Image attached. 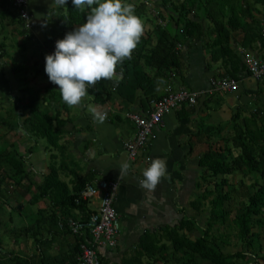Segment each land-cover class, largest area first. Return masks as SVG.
Returning <instances> with one entry per match:
<instances>
[{"label":"crops","instance_id":"1","mask_svg":"<svg viewBox=\"0 0 264 264\" xmlns=\"http://www.w3.org/2000/svg\"><path fill=\"white\" fill-rule=\"evenodd\" d=\"M51 3L52 0H28L31 26L26 28L12 4L8 0H0V147L5 142L14 147L24 159L28 176L17 188L11 184L3 186L10 191L6 193L8 197L3 199L5 204L11 206L13 201L12 205H16L15 202L21 199L20 202L28 210L22 214L23 219L20 218L25 222L19 225L26 227L24 234L20 232L15 239L7 228L1 232L0 255L8 256L7 252H16L28 264H39L41 257L49 259L51 264H74L77 261L78 252L74 245L78 244L80 236L70 232V221L65 222L67 218L58 215L48 195L38 201L32 199L38 193L41 181L50 172V166L55 165L59 167V178L68 185L69 193L81 182L95 184L106 180L116 183L114 206L120 221L117 243L112 248L100 246L98 252L107 264H122L124 260L138 264V260L131 261L130 257L139 250V241L145 233L158 236L163 228L177 225L183 215L192 214L187 206L195 194V182L200 175L199 155L210 138L214 141L220 136L211 127L220 125V134L226 137L225 134H231V116L235 110H264V77L256 79L250 76L243 62L245 55L264 58V43L258 39L252 44L243 45L244 33L233 30L229 47L239 57L235 73L237 88L210 92L211 78L229 75H226L227 71L220 60L214 61L207 54L204 44L212 39V27L204 19L201 21L206 32L204 39H186L177 45L184 62L181 73L173 71L166 81L155 77L152 95H147L143 89H136L133 93L127 92L133 94H130L131 99L113 93L102 102L93 98L84 99L80 107L69 108L62 102L59 89L49 81L44 71V57L55 48V42H48V39L62 37L59 31L53 29L49 19V14L56 7ZM251 5L255 19L264 30V0L251 2ZM150 29L149 24L144 32ZM152 39L155 41L154 37ZM17 64L21 67L14 71ZM144 69L152 78L154 69L147 66ZM145 83L143 81L144 87H147L148 83ZM168 85L174 89L185 88L197 92L196 103L191 106L181 104L165 113L145 147L135 158H129L124 143L134 137L135 124L124 112L144 114L151 106V100L161 96ZM33 92L38 97L34 102L37 109L54 115V125L59 133L57 146H40L38 138L30 133L28 124L23 121L28 115V108L24 110L25 116L18 115ZM90 107L107 113L104 123L94 122L88 110ZM155 158L167 162V178L152 191L142 188L139 180L142 179V170L148 166L150 159ZM125 161L131 164V169L119 176V167ZM239 177L236 175L234 181H238ZM244 181L250 184L253 178L249 176ZM21 191H25V195ZM85 201L91 212L97 206L98 197ZM38 204L43 208L42 214L36 212L41 208ZM182 208L187 209L185 214ZM52 209L56 215L52 214ZM71 215L74 219L83 218L82 212L76 208L72 209ZM29 218L41 219L42 225L32 227V224H27ZM11 221H14L13 217L9 218ZM203 225L204 216H196V228L186 232V235L195 238L202 232ZM36 229L37 232L34 231ZM253 230L260 232L257 226ZM33 232L40 241L32 238ZM256 255L247 252L243 261L264 264L261 257L264 255L263 249L257 250ZM143 262L176 264L174 259L147 261L145 257H142Z\"/></svg>","mask_w":264,"mask_h":264},{"label":"trees","instance_id":"2","mask_svg":"<svg viewBox=\"0 0 264 264\" xmlns=\"http://www.w3.org/2000/svg\"><path fill=\"white\" fill-rule=\"evenodd\" d=\"M259 1L261 0H161L165 8L169 5L172 8L167 9L164 15L158 11V17L165 22L164 26L155 21L153 29L147 31L149 32L147 35V32H143L131 59H126L117 68L120 76L118 83L102 79L95 86L88 88V94L99 102L106 100L113 93L131 99L130 94L136 89H143L147 95H152L155 77L160 81H166L173 71L181 73L184 62L177 45L186 39H204L206 32L201 22L204 19L208 20L212 27L210 31L212 39L204 44L207 54L214 61L220 60L227 71L226 75L235 78L239 57L229 47V39L232 31L238 29L244 33L243 45L252 44L258 39L264 43L261 25L252 13L251 5V2ZM148 12L144 0L135 5V14L142 19L144 29L146 19L149 17L152 20ZM86 15L87 11L79 12L72 7L71 0H68L64 8L52 9L49 19L53 29L59 31L62 34L60 38H63L66 32L82 24ZM153 37L155 41H152ZM56 40L57 38H49L48 42ZM144 66L154 69L152 78L147 75L149 73L145 71ZM18 67L21 65L14 66V71H17ZM143 81L145 84L148 83L147 87H144ZM128 91L132 93L127 94ZM37 99L36 93H31L26 106L19 110L18 115L25 116L24 110L28 108V115L23 121L28 124L30 133L36 138L45 139L48 146H57L59 133L54 125V115L48 111L38 110L34 105ZM231 121V134L226 137L221 136L220 125L211 127L216 129L215 134L220 136L214 141L210 138L206 142V148L199 155L200 175L195 182V194L187 206L192 214L183 215L177 225L163 228L158 236L145 233L139 241V250L130 257L131 261L138 260V264H146L142 263V257H145L147 261L174 259L177 264H248L243 262L247 252L257 256L256 251L261 245L259 232L253 229L262 226L260 215L264 210V110L259 112L256 108L244 114L242 110L237 109L232 114ZM59 174V167L50 166V172L43 178L38 193L32 199L38 201L39 198L48 195V200L58 210V215L67 218L65 222L74 219L71 215L74 208L82 212V219H86L90 213L87 202L85 200H79L77 204L75 202L85 183H79L73 188L72 193H69L68 185L59 178ZM236 175L240 176L238 181H234ZM249 176L253 181L246 184L244 178ZM27 177L24 159L16 153L12 145L3 143L0 147V226L7 223V220L2 219L6 213L3 199L8 197L6 193H10L8 187L4 189L3 186L11 184L17 188ZM25 193L21 191L22 195ZM232 201L237 202V206L230 221L236 230L237 238L241 240V248L228 252L222 250L217 243L222 240V234L215 235L214 231L228 224L233 209L230 204ZM24 207L23 202H17L15 206L9 205L11 212H8V217H13L14 211L20 220L19 223L25 224L20 219H23L21 212H25ZM186 210L182 208L184 214ZM36 212L42 214L43 208H38ZM52 214L56 215V211L54 210ZM196 216H205L204 227L198 236L191 239L186 232L196 228ZM42 222L41 219L29 218L27 224L30 223L33 227L42 225ZM10 231L15 238L20 232L24 234L26 227L15 226L11 227ZM34 231L37 232V229ZM35 232L32 233L34 240L38 237ZM78 236L79 242L90 240L87 231L85 235ZM225 236L227 235L223 234V238ZM79 242L74 245L77 252ZM222 244L227 243L222 241ZM7 254L8 256L0 255V264L29 263L16 252L10 251ZM261 257L264 259V255ZM236 259H242V262L237 263ZM51 263L49 259L42 257L39 260V264ZM122 264L131 263L124 260Z\"/></svg>","mask_w":264,"mask_h":264},{"label":"clouds","instance_id":"3","mask_svg":"<svg viewBox=\"0 0 264 264\" xmlns=\"http://www.w3.org/2000/svg\"><path fill=\"white\" fill-rule=\"evenodd\" d=\"M68 0H52L51 5L64 8ZM79 12L87 11L85 21L63 38L55 41L54 51L44 57V71L59 89L60 97L69 108L80 107L84 99L91 100L88 88L102 79L119 82L117 68L131 59L139 44L144 27L135 14V5L127 0H71ZM95 123L102 124L107 113L90 107ZM131 164L122 162L119 176L127 174ZM167 178V162L150 159L142 170L139 184L154 191Z\"/></svg>","mask_w":264,"mask_h":264},{"label":"built area","instance_id":"4","mask_svg":"<svg viewBox=\"0 0 264 264\" xmlns=\"http://www.w3.org/2000/svg\"><path fill=\"white\" fill-rule=\"evenodd\" d=\"M15 8L23 26L29 28L28 0H8ZM149 5L147 0H144ZM152 12V13H151ZM156 17V21L164 26L165 22L158 17V11H150ZM264 37V30L261 32ZM244 65L250 76L259 79L264 77V58L245 55ZM238 80L230 76L213 77L210 79V92L232 91L237 88ZM198 93L185 88L174 89L168 85L165 92L151 100V106L144 114L134 111H126L124 115L135 124V135L124 143L129 158H135L140 150L147 144L152 131L158 125L165 113L175 109L181 104L193 105L196 103ZM117 185L115 182L101 180L95 184L86 183L75 198L90 200L98 197V203L86 219L78 218L69 222V230L72 234H90V240L79 242L77 261L74 264H107L98 252L100 246L115 247L120 231V221L114 206Z\"/></svg>","mask_w":264,"mask_h":264},{"label":"rangeland","instance_id":"5","mask_svg":"<svg viewBox=\"0 0 264 264\" xmlns=\"http://www.w3.org/2000/svg\"><path fill=\"white\" fill-rule=\"evenodd\" d=\"M143 2V0H127V2L128 3H132V4H134V5H136V4H139L140 2ZM148 2H149V5H146V7H147V9H148V11L150 12V11H152L153 10V8H154V10H156V11H161L162 12V14L164 15V12H166L167 11V9H170V10H172V8H171V5H169L168 7H164L163 5H162V2H161V0H147ZM177 1V0H176ZM148 12V13H149ZM147 13V15H149L150 14V16H151V18H152V20L148 17V19H146V21H145V26L146 27H148L149 26V24H150V26H151V29L150 30H152L153 29V27H154V25H155V19H156V17L155 16H153L151 13H149L148 14ZM146 22H148V23H146ZM46 94H47V92H46ZM37 103V102H36ZM40 108H43V107H40ZM43 111V110H42ZM250 111V110H249ZM249 111H246V112H244V114L246 113H248ZM228 134V133H227ZM227 134H225L226 136H228ZM38 140H39V142H40V146H42V145H47V143H46V141L43 139V138H38ZM2 144V143H1ZM261 182V181H260ZM17 198H19V195L17 196ZM20 200L21 199H18V201L17 202H20ZM11 201H12V199H11ZM17 202H15V203H17ZM12 204H13V201H12ZM11 204V206H15V204L14 205H12ZM231 205H232V207H233V209H232V212H231V214H230V217H229V222H228V224L226 225V226H222V227H220V228H218L217 230H215L214 232H215V235H217V234H219V233H221L222 235H221V238H222V240H220V241H217V243H218V245H219V247L220 248H222V250H226V251H228V252H230V251H232V250H237V249H239L240 248V244H241V240L240 239H238L237 238V235H236V230H235V228L233 227V225L231 224V221H230V219H232V217H233V215H234V213L236 212V206H237V202H231L230 203ZM38 205H40V204H38ZM4 207L5 208H9V205L8 204H5L4 203ZM39 207H41V205L39 206ZM42 208V207H41ZM10 209V208H9ZM24 209H25V211L27 212V206H25L24 207ZM5 210V212L7 213H5V215H3V217H2V219L3 220H7V223H5V226H3V225H1L0 226V234H1V232H5L6 230V228H7V230H10L11 229V227H17V226H19V225H21V222L19 223V221L20 220H18L17 219V215L16 214H14L15 212L13 211L12 212V216H13V219H14V221H11V222H9L8 221V212L10 211H7L6 209H4ZM11 212V211H10ZM22 214L24 213V212H21ZM16 220H17V223L15 224V222H16ZM204 221H205V216H204ZM262 225V226H261ZM260 226L261 227H259V233H260V237H259V242H260V245H261V247H260V249H263V251H264V212H263V214H262V220H261V224H260ZM223 234H226L227 236H228V238H225V237H227V236H225L224 238H223ZM16 239H17V237H15ZM222 241H224V242H226L227 244H222ZM259 249V250H260ZM264 261V260H263ZM236 262L237 263H241L242 262V259H236ZM244 262V261H243ZM174 263V262H173ZM177 264V263H176Z\"/></svg>","mask_w":264,"mask_h":264}]
</instances>
